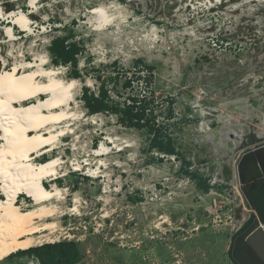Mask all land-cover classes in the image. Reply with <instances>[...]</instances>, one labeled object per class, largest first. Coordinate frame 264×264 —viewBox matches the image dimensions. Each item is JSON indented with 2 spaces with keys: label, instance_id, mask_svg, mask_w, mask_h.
I'll list each match as a JSON object with an SVG mask.
<instances>
[{
  "label": "rangeland",
  "instance_id": "1",
  "mask_svg": "<svg viewBox=\"0 0 264 264\" xmlns=\"http://www.w3.org/2000/svg\"><path fill=\"white\" fill-rule=\"evenodd\" d=\"M204 1L37 0L32 9L27 0H0L3 69L39 56L45 68L58 69L57 78L75 80L71 132L60 137L59 150L35 162L58 154L65 160L59 172L66 176L52 183L66 190L58 204L59 242L76 243V264H232L227 249L242 199L237 154L222 177L220 170L234 136L247 135L255 119L264 123V0H225L217 8ZM96 7L109 20L99 30L91 18ZM10 11L28 16L27 31L6 18ZM6 27L14 40L5 35ZM69 31L83 46L77 55L81 80L53 65L47 53L50 40ZM137 59L153 67L152 76L142 63L134 65ZM133 73L136 94L151 99L175 156L149 149L145 131L83 108V85L96 93L105 83L117 99L113 89L124 93V78ZM253 99L260 102L257 117L227 110ZM225 122L232 134L223 133ZM101 145L105 154L96 156L92 149ZM52 183L47 179L44 185ZM74 198L78 208L70 212ZM18 203L30 199L19 195ZM28 257L13 254L0 264H27L34 259Z\"/></svg>",
  "mask_w": 264,
  "mask_h": 264
},
{
  "label": "bare ground",
  "instance_id": "2",
  "mask_svg": "<svg viewBox=\"0 0 264 264\" xmlns=\"http://www.w3.org/2000/svg\"><path fill=\"white\" fill-rule=\"evenodd\" d=\"M204 2L209 8H217L225 0ZM27 3L34 9L37 0H27ZM92 11L95 14L91 18L95 28L99 30L109 20L103 14L102 7H96ZM6 18H12V24L21 30L27 31L29 28L30 19L23 12L15 14L10 11L6 13ZM5 35L14 40L11 28H5ZM45 63L47 61L39 56L34 58V62L15 63L9 70L3 69L0 63V260L18 251L57 243L59 236L63 234L59 224L62 215L58 211V204L66 199L67 194L66 190L52 182L66 176L64 171L59 172L63 170L60 166L65 160L59 154L49 156L40 163H36L35 158L49 155L55 149L59 150L62 145L60 137L71 132L75 115L68 109L72 104L71 91L75 80L62 81L57 78L60 73L58 69H47L44 67ZM259 103L255 99L238 102L234 105L236 110L230 106L227 110L257 117L256 108L260 106ZM248 112L250 113L247 114ZM236 119L233 117L231 121L235 122ZM213 121L214 124L219 122L216 118ZM225 124L226 129L222 131L226 135L232 127H227L226 122ZM263 125L261 119L256 120L253 130L259 137L264 136V131L257 128L261 129ZM242 136H234L231 140L233 149L223 155V158L226 157L222 160L221 177L226 166L231 165V154L238 155L243 143ZM92 151L96 156H102L106 148L101 145ZM201 152L199 150L197 153ZM87 165L86 162L85 166ZM80 167L78 164L75 169ZM47 179L52 183L48 188L44 185ZM237 187L239 190V185ZM19 195L30 199V204L19 205ZM240 197L242 199L237 207L240 212L238 220L236 219V229L250 213L245 208L243 197ZM73 203L74 207L70 208V212L77 210L78 199L74 198ZM27 264L41 263L34 258L28 260Z\"/></svg>",
  "mask_w": 264,
  "mask_h": 264
},
{
  "label": "trees",
  "instance_id": "3",
  "mask_svg": "<svg viewBox=\"0 0 264 264\" xmlns=\"http://www.w3.org/2000/svg\"><path fill=\"white\" fill-rule=\"evenodd\" d=\"M72 39L71 31L65 36L52 38L47 47V53L53 65L67 67L70 78L81 80L77 55L82 52L83 46ZM141 63L152 76V66L141 59L134 61L135 66ZM136 74H132L134 77L124 78L121 88L127 93H119L113 89L117 99H114L105 83H100L96 93L91 92L88 87L83 85L80 96L83 108L89 115H111L115 117V122L122 127L145 131L148 136L149 149H156L165 155L175 156L177 152L171 143L170 134L158 124L151 106V99L136 94V89L131 81L132 78H137ZM117 78L114 79L115 82H117ZM27 200L29 199L27 198ZM16 254L34 257L41 264H76L81 259L76 243L71 241L44 244L26 251H18Z\"/></svg>",
  "mask_w": 264,
  "mask_h": 264
},
{
  "label": "water",
  "instance_id": "4",
  "mask_svg": "<svg viewBox=\"0 0 264 264\" xmlns=\"http://www.w3.org/2000/svg\"><path fill=\"white\" fill-rule=\"evenodd\" d=\"M242 137L234 170L250 213L231 235L227 258L232 264H264V136H257L249 127V133ZM239 212L238 208L234 209V219L238 220Z\"/></svg>",
  "mask_w": 264,
  "mask_h": 264
}]
</instances>
